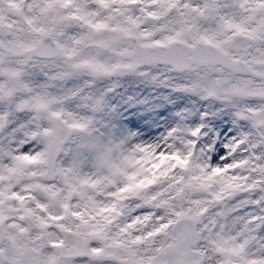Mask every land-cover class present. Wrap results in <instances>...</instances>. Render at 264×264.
Wrapping results in <instances>:
<instances>
[{
    "label": "snow or ice",
    "instance_id": "6c2138e0",
    "mask_svg": "<svg viewBox=\"0 0 264 264\" xmlns=\"http://www.w3.org/2000/svg\"><path fill=\"white\" fill-rule=\"evenodd\" d=\"M0 264H264V0H0Z\"/></svg>",
    "mask_w": 264,
    "mask_h": 264
}]
</instances>
